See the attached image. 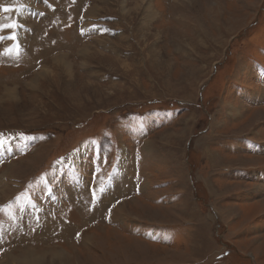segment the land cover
Returning <instances> with one entry per match:
<instances>
[{"label":"rangeland","instance_id":"obj_1","mask_svg":"<svg viewBox=\"0 0 264 264\" xmlns=\"http://www.w3.org/2000/svg\"><path fill=\"white\" fill-rule=\"evenodd\" d=\"M0 24V264H264V0Z\"/></svg>","mask_w":264,"mask_h":264},{"label":"snow or ice","instance_id":"obj_2","mask_svg":"<svg viewBox=\"0 0 264 264\" xmlns=\"http://www.w3.org/2000/svg\"><path fill=\"white\" fill-rule=\"evenodd\" d=\"M2 10L4 12L12 11V9H10L8 7H3ZM18 27H19L18 24H0V32L5 31L6 29H12V32L10 35H8V36L0 35V41H3L5 39L14 41L16 39L15 29ZM93 196L95 197V193H93Z\"/></svg>","mask_w":264,"mask_h":264},{"label":"bare ground","instance_id":"obj_3","mask_svg":"<svg viewBox=\"0 0 264 264\" xmlns=\"http://www.w3.org/2000/svg\"><path fill=\"white\" fill-rule=\"evenodd\" d=\"M149 11L151 12V8H149ZM128 15H129V14H128ZM151 15H153L152 17H154L153 12H151ZM146 17H147V16H146ZM62 61H63V60H62ZM64 62H65L64 71L70 73V72H71V66H69V65L66 64V63H67L66 60H65ZM151 62H152V61H151ZM222 114H223V113H222ZM124 156H125V155H124ZM123 161H124V160H123ZM2 180H3V179H2ZM5 183H6V182H5ZM6 186H7V185H6ZM5 188H6V187H5ZM121 206H123V205H121ZM123 207H124V206H123ZM123 207H121V208L123 209ZM122 209H121V210H122ZM160 211H161V210H160ZM1 249H2V248H1ZM42 258H43V257H41V260H43ZM24 260H25V259H24ZM37 260L40 261V259H37ZM42 262H43V261H42ZM42 262H40V263H42ZM11 263L14 264V262H10V264H11ZM16 263H17V262H16ZM20 263H22V262L20 261ZM26 263H27V262H26ZM31 263H32V262H31ZM40 263H37V262H36V264H40ZM18 264H19V263H18Z\"/></svg>","mask_w":264,"mask_h":264}]
</instances>
